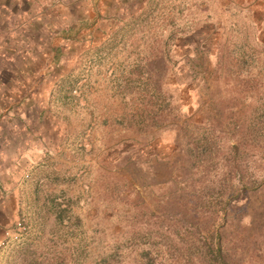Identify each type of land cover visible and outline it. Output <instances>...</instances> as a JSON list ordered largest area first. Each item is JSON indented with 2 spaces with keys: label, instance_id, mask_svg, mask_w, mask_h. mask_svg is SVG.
Wrapping results in <instances>:
<instances>
[{
  "label": "rangeland",
  "instance_id": "374dc122",
  "mask_svg": "<svg viewBox=\"0 0 264 264\" xmlns=\"http://www.w3.org/2000/svg\"><path fill=\"white\" fill-rule=\"evenodd\" d=\"M224 262L264 264V0H0V264Z\"/></svg>",
  "mask_w": 264,
  "mask_h": 264
},
{
  "label": "trees",
  "instance_id": "16d2710c",
  "mask_svg": "<svg viewBox=\"0 0 264 264\" xmlns=\"http://www.w3.org/2000/svg\"><path fill=\"white\" fill-rule=\"evenodd\" d=\"M193 142H194V140L191 142L189 141L188 142L189 144L187 145L186 149H188L192 152V156L195 159L201 155V151H202L203 147L207 146L208 144L204 143V144H202L203 146L201 147L197 143H193ZM237 147H238L237 144H233L232 146H229L230 150H234V149L236 150ZM193 163L196 164L195 160H193ZM239 176H241V175H239ZM224 264H227V262H224Z\"/></svg>",
  "mask_w": 264,
  "mask_h": 264
},
{
  "label": "built area",
  "instance_id": "2783aa9c",
  "mask_svg": "<svg viewBox=\"0 0 264 264\" xmlns=\"http://www.w3.org/2000/svg\"><path fill=\"white\" fill-rule=\"evenodd\" d=\"M19 223V222H18Z\"/></svg>",
  "mask_w": 264,
  "mask_h": 264
}]
</instances>
